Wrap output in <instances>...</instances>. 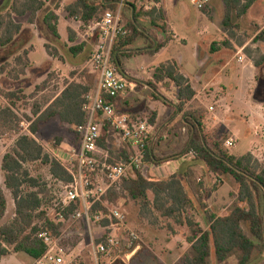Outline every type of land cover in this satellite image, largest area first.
<instances>
[{
	"label": "trees",
	"instance_id": "1",
	"mask_svg": "<svg viewBox=\"0 0 264 264\" xmlns=\"http://www.w3.org/2000/svg\"><path fill=\"white\" fill-rule=\"evenodd\" d=\"M258 0H224L225 16L224 27L229 36L222 45L230 47L229 38L236 36L235 31L240 29L235 23L234 17L243 19L246 17ZM126 2V1H125ZM124 2V4H125ZM122 0H76L68 5L65 10L67 16L83 24L90 26L100 20L107 11L116 12L120 8ZM134 8V18H128V25L125 24L129 34L120 38L113 48V63L121 73V56L130 57L128 51L140 38H146V34L139 28L143 27L139 22V14L134 4L127 3ZM46 4L42 0H12L8 11L0 13V48L11 46L23 31V24L15 18L29 16V22L34 23L39 13L45 10ZM130 10L129 7L123 6ZM157 13L159 20H166L163 11ZM208 7L203 11H207ZM122 18L125 11L122 12ZM156 9L147 11L146 16L154 17ZM127 16V15H126ZM60 19L55 11H47L44 23L55 40H60L59 33ZM166 24V23H165ZM164 33L169 34L168 27H162ZM69 42L77 41L76 34L68 30ZM172 37V36H171ZM171 37L166 40L169 42ZM254 43H264V30L254 39ZM167 43L159 45L148 52L150 55L157 54ZM219 43H213L212 53L218 49ZM221 45V44H220ZM241 45V44H240ZM50 57L58 58V49L51 52L49 45L45 46ZM87 49L86 43H81L69 48L73 57H78ZM249 55L248 49H245ZM27 56L28 53L26 52ZM21 60V58H19ZM256 68L264 65V55L259 60H254ZM8 70L7 65L0 67V76ZM122 74V73H121ZM156 83L171 80L178 89V108L183 117L178 121L183 128L187 129L189 140L185 149L168 158L157 156L156 148L162 140L173 134L172 122L167 125L154 143L155 133L149 136L146 149V161L156 166L176 161L184 156L191 155V162L186 163L177 173L169 177H156L151 174L135 173L130 179L124 181L119 193L126 194L132 201L141 202L143 208L154 205L164 217L171 218L179 226H185L189 230L187 242L192 246L189 254L182 259L184 264H209L210 259L215 256L220 263H225L235 252L239 253V264H264V163L256 159L250 152L244 155L230 154L224 148L228 136L218 127L207 128L206 117L202 111L187 110L188 104L194 100L197 93L194 91L190 81L181 73L177 62L161 64L154 71ZM152 89L157 91L155 84L150 83ZM92 87L82 82L68 83L52 103L44 110L42 107H35L32 111L33 117L29 127L30 134H22L21 126L23 120L16 114V101L22 100L17 92H3L2 95L7 105L0 106V136L16 135L14 147L7 152L2 159L1 169L5 177V186L10 191L15 202V218L12 222L0 226V262L12 254L24 253L33 260L41 258L47 247L39 238L42 232H50L56 237L61 236L64 224L51 218L46 208L48 198L51 195V188L47 183H40L34 178L29 165H36L38 168L49 169L54 180L69 184L72 181L71 175L60 162L50 157L34 138L40 130V125L48 123L53 119H59L61 123L69 125L74 129L86 122L87 114L85 106L87 96L92 92ZM156 100L167 104V100L160 95L153 93ZM117 98H109L113 103ZM147 110L145 113L149 112ZM149 122L153 126L157 124V112L150 111ZM35 119V120H34ZM172 128V129H171ZM156 132L159 128H155ZM75 131V130H74ZM195 131V132H194ZM107 127H104L99 145L102 149L108 150ZM60 141V140H59ZM133 153V149H123L118 154V161H127ZM73 167V165H71ZM199 167H203L206 174L216 177V185L223 183V178L231 176L237 185V190L231 193L237 199L238 204L230 212L219 214L213 211L207 204V189L203 177H199ZM153 194L154 200L150 199ZM192 195V196H191ZM244 204L245 206H242ZM72 204L64 212L65 220L77 209ZM198 208L204 211L206 228L197 219ZM99 210L107 213V210L99 205ZM8 212V200L5 190L0 183V222L3 221ZM249 226L248 235L243 227ZM104 226L109 222L104 221ZM64 244V243H63ZM73 264H86L83 257L77 258Z\"/></svg>",
	"mask_w": 264,
	"mask_h": 264
},
{
	"label": "rangeland",
	"instance_id": "2",
	"mask_svg": "<svg viewBox=\"0 0 264 264\" xmlns=\"http://www.w3.org/2000/svg\"><path fill=\"white\" fill-rule=\"evenodd\" d=\"M93 1L100 2L101 0ZM143 1L144 0H139L138 2L143 3ZM161 1L166 4L161 8V11H163V14L165 16H168V24L172 29V32L169 31V34L166 35L164 40L170 38L172 35L175 36V38L171 41L169 49L156 59L150 57L134 58L135 68L141 69V67H143L147 69L151 63L153 65H159L161 63L178 61L182 62L181 64L183 65V70L192 69L198 62L192 50V40L195 36L193 35L194 33L198 32V30L203 31V29H206L208 38L206 45L208 48L212 44V41L218 39L223 32L226 33L227 36H229L223 23L225 16L224 0H212L213 4L211 1L210 7H208L207 11L198 10L192 4L191 0ZM8 9V4L6 5L5 3H3V0H0V13L6 12ZM120 11L121 14H123L121 8H119L114 13H119ZM142 13L146 12L143 11ZM259 14H261V10L260 8H257L256 11H253V14L250 18L251 21L253 19L256 20ZM129 17L130 15L128 14L127 16H125V18H122L124 24L128 25ZM16 20L22 23L23 26L27 25V27L29 28L26 30L23 37L17 39V41L14 42L15 44L13 43L7 48H0V67L3 65L8 66L7 72L0 76V106L8 104L2 95L3 92H17V96L22 98V100L16 101L17 107L15 108L16 114L23 120L21 133L30 134L29 127L32 121H28L26 116L33 117L32 111L36 106L42 107L45 110L49 106V103H51L52 100L62 90H64L65 86L70 83L72 78L74 77L75 80L73 82L84 83L86 81V85L91 86L92 90L94 91L96 89V82H98V74L92 71L91 67L88 66L87 63L70 70L54 69L53 67H48V65L44 66L46 65L44 64V61L46 60L45 49L42 47V43L39 41V39L33 40L34 35H38L39 38L43 36L45 41L47 42L46 45L50 46L52 53L55 52L56 49H60L62 54L60 53V50H58L59 60H71L73 59V56L67 49H65V46H63V44H55L54 41L56 40L49 33L47 27H45L42 21L39 20L37 23L36 19V23L34 22L32 24L29 22V18L26 17H16ZM234 21L235 23L239 24L240 29L236 30V36L234 38H231L234 44H230V47H225L230 49L232 54L236 53V46L242 48L244 44L250 40V37L254 35V28L249 27L250 29L249 31H247L248 26L241 22L242 19H238L235 16ZM158 23L161 27V30L163 31L164 29L162 27L166 25L164 20H161ZM145 29L146 31H151V28ZM211 36L212 38L209 39V37ZM29 39L32 40V42L36 46H38V54L36 58H38L37 61L43 63V67L41 68H34V66H32L29 62V58L26 54L27 51H23L21 49L24 42H27ZM254 39L249 41L248 45L245 47V49H248V51L250 52L253 61L259 60L262 56V52L254 43ZM223 43L224 41L221 42V45ZM151 45L152 44H150L149 46ZM33 48L34 46L31 47V49ZM245 49L244 52L247 57H249ZM93 51L87 54L88 56L86 55L87 62L91 58ZM19 58H21V60H19ZM204 60V62H206L208 65L207 72L209 75V82L211 83L214 81H212L211 78L215 79L214 75L219 71L222 72L223 69H218V65L210 64L211 66L209 67V62L207 61L206 57ZM238 71H240V68ZM247 71L248 70H246V72ZM257 74L258 75L255 79L252 77L250 78V76L249 78L247 77L248 79L245 80L244 88H242L243 92L238 93L240 94V96H242L241 98L243 101H240L238 103L236 102V99L231 100L232 95L230 96L229 94L233 93L234 88L235 93L240 92L241 87H238V85L231 86V79L227 76L226 71H224L222 78L223 86L218 87L214 85V87L208 86L207 88L203 89L200 98L196 100L191 107L192 109L203 112L204 116L206 117L208 129L219 127L228 136L229 139H234L235 142L233 148L226 149L224 145V148L228 150L230 154L239 156L244 155L248 153L249 150H251L250 153H252L254 157H256V159L264 163V141L263 143H261V145L252 147V138H248L246 136L248 131V125L246 124V121H251L252 116L242 114V118L239 119V114L241 112L237 107V105L250 106V104H252L256 106V104L262 105V103H264V67L263 69H259ZM210 75H212V77H210ZM202 82L204 83V80ZM158 90L160 91L159 88ZM126 95L127 92L125 94L123 93L121 96L123 97ZM248 102H250V104ZM212 106L215 108L213 112L209 111V108ZM227 109H229L230 118H228L229 121L227 119L226 123L229 122L230 126H233L229 127L230 132H234L236 130L240 131L241 136L238 139L235 137H231L230 132L228 130H224L225 127L220 126V124L217 123L216 116L224 117ZM118 112L121 115H124L123 113H121V111ZM255 112H258L255 117L262 116V114L264 115L262 109H257V111ZM245 113H248L247 110H245ZM150 115V111L147 113L142 112L141 115H138V117H145L150 119ZM237 116L239 118H237ZM182 117L183 115L181 114L180 118ZM180 118H178V121L180 120ZM165 122L166 121H164L163 123ZM160 125L157 126L159 130L157 132L154 131L155 136H159L165 128L164 127L161 130ZM173 126L174 133L168 136L165 140H162L156 148V154L160 158H168L169 156L181 153L185 149V146L189 140L187 131H183L184 128L179 122L174 124ZM105 127H107L108 131L107 140H110L109 144H107L106 142V144L108 145V150L105 151H107L109 154L110 162L113 164L125 162L118 161L117 156L123 151V149L127 148V144L123 141L118 132L115 131L110 125L107 124ZM34 138L39 143V145L43 147L44 152L54 159L55 157L50 152L51 149L54 148L69 153L72 150H78L80 146L79 139L74 131V128L61 123L59 119H53L48 123L41 124L40 130L38 134L34 136ZM16 139V135L12 136L7 134L0 136V183L2 188L5 190L8 200V212L3 221L0 222V226L12 222L15 218V202L10 191L7 190L5 186V177L1 166L4 155L14 147ZM27 168L30 170L31 175L34 178L39 179V182L41 184L47 183L48 187L51 188V195L48 198L46 208L49 209V215L54 219L57 213V205L60 202V183L52 178L48 168H38L36 165H29L27 166ZM154 176L161 177L156 173L154 174ZM199 177H203L204 182L206 183V189L208 192L206 205L210 208V210L212 209L217 213L221 212L223 214L230 212L238 204L237 199H235L231 195V193H234V191L236 192L237 190V185L235 184L231 176L224 177L223 183L219 185H216L214 179L209 178L204 171L199 173ZM119 190L120 188L111 190L106 197V202H108L110 207L118 208L126 215L125 224L116 225L118 226L116 228H119L122 233L136 232L142 239L141 249L147 250V253L141 254L139 257L134 259L131 264H163V262L160 263L159 261L155 260L156 258L151 251L155 252L156 254H160L162 251V247H166L171 239L170 237L172 236V224L177 226V229L181 232L178 233V231L177 234L174 235L178 238L182 237V234L184 233L183 229L188 230V228L185 226L177 225L171 218L164 217L159 211L155 209L154 205L143 208L141 202L130 200L129 198H127L126 194L119 193ZM150 199H152V201L154 200L153 194H150ZM241 205L245 206L244 204ZM63 224V245L66 246L75 256L79 255V257L81 258L83 257V260L86 264H95L90 243L92 241V234L95 235L96 232L97 235L100 234L98 232L100 231L99 227L97 225H92L91 234L88 226L84 222H73L67 220ZM243 227L246 233L248 235H251L249 226L244 224ZM146 235H148V237H145ZM21 260L26 261V263H23ZM33 263V258L24 253L12 254L3 262V264ZM176 264L184 263L182 260L180 262H177ZM209 264H239V253H233L225 263H220L213 255V257L210 259Z\"/></svg>",
	"mask_w": 264,
	"mask_h": 264
},
{
	"label": "built area",
	"instance_id": "3",
	"mask_svg": "<svg viewBox=\"0 0 264 264\" xmlns=\"http://www.w3.org/2000/svg\"><path fill=\"white\" fill-rule=\"evenodd\" d=\"M125 1L127 0H122V3ZM211 1L191 0L198 10L210 7ZM145 9L160 10V0H153ZM93 25L98 32V41L89 66L98 74V83L96 89L87 96L84 109L87 114L86 122L74 129L79 139V149L69 153L54 148L50 151L72 177L69 184L59 182L61 192L56 221L84 222L91 234L92 225L99 227L100 234L97 235V232L95 235L92 234L90 243L95 264H131L141 249L142 239L136 232L122 233L116 228L118 227L116 225L125 224L126 215L118 208L110 207L106 197L111 190L120 188L124 181L137 172L143 175L155 173L160 175L164 170L146 161L147 141L156 130L149 119L145 117L133 119L121 115L115 105L109 102V98H117L130 88H134L113 63L115 43L129 34L121 11L119 13L107 11ZM214 110L213 106L209 108L211 112ZM107 124L118 132L129 148L133 149L127 161L111 163L108 152L100 147L99 141ZM254 134L256 138L264 139V122L254 125ZM234 142V139H228L225 142L226 149L233 148ZM72 204L78 207L69 215V219L65 220L64 212ZM99 205L103 206L107 213L99 210ZM104 221H108L109 225L104 226ZM62 235L63 230L59 238L50 232L40 233L39 238L47 250L33 264H73L79 255L75 256L63 245Z\"/></svg>",
	"mask_w": 264,
	"mask_h": 264
},
{
	"label": "crops",
	"instance_id": "4",
	"mask_svg": "<svg viewBox=\"0 0 264 264\" xmlns=\"http://www.w3.org/2000/svg\"><path fill=\"white\" fill-rule=\"evenodd\" d=\"M11 1L8 0H3V3L6 5L8 4V8H10ZM45 2L46 7L45 10L41 13H39L37 17V23L38 21H42L44 23V17L46 15L47 11H55V13L58 15L60 22H59V33L61 36L60 40L54 41L55 44L65 46V49L69 51V48L75 45H79L81 43H86L87 44V49L85 50L84 53L79 55L78 57H73L71 60H59V58H53L48 55L46 52V44L47 42L45 41L44 37L42 36L41 38L38 37V35H34L33 40L39 39V41L42 43V47L45 49V56L46 60L44 61V66L48 67H53L54 69H60V70H70L73 68H76L80 65H84L85 63L88 64L89 66V61L87 62V57L86 55L91 53L93 49L95 48L97 41H98V32L97 30L93 27L94 25H90L87 27H84L83 24L75 19H72L67 16L65 8L74 3L76 0H42ZM153 0H144L143 3H139L138 0H127L124 3L120 4V8L123 11H125V16L130 15V17L134 18V8H131L127 3L134 4L137 7V12L140 13L139 15V22L140 24L145 27V28H151V31H145L143 28H139L141 32L146 34V38H142L138 40L132 48H130L128 51H124L126 53H129L132 55L130 57L127 56H121V73L122 76L125 77L128 81H130L133 85L134 88H130L127 91L126 96H119L118 99L114 102V105L118 111H121L124 115H127L131 118H138V115H141L142 112H146L147 110L157 112V124L156 126H161V130L166 127L167 125H170L172 122L178 123V118H180L181 112L178 113V89L175 86V84L167 79L164 82L161 83H156L154 80V71L155 69L160 66L159 65H153L152 63L150 66L145 69L141 67L135 68L134 66V58L136 57H150V58H158L161 54L165 53L171 44V41L175 38V36L172 35L171 40L169 42H166L165 37L167 33H164V31L161 30V27L158 22L161 20L158 19L157 13L160 11L156 9V13L154 17H149L146 16L145 13H142L143 11L147 12L145 9V6L151 5ZM161 8L164 7L166 4L163 3L160 0ZM213 4V1H212ZM129 7L130 10L124 9L123 6ZM166 8V7H165ZM257 8H260L261 14L257 16V19H253L251 21V16L253 14V11L257 10ZM9 10V9H8ZM7 10V11H8ZM166 11V10H165ZM125 16H123L125 18ZM26 18H29V16H25ZM166 15V26L168 27V31L172 32V29L170 25L168 24V19ZM16 19V18H15ZM242 23L246 24L248 26L247 31H249V27L254 28L253 36L250 37L251 41L252 39L256 38L261 31L264 30V0H258L253 7L250 9L247 17H244L241 21ZM36 23V22H35ZM34 26V25H31ZM46 27V25H45ZM29 27L27 25H24L22 33L18 36L17 39L21 38L24 36L26 30ZM72 30L76 34V39L77 41L75 43H70L69 42V36H68V30ZM95 29V30H94ZM171 34V33H170ZM250 34V33H249ZM194 39L192 40V50L194 53L195 58L197 59L196 65L192 69H187L183 70V65L181 64L182 62L178 61H173L177 62L180 68L181 73L190 81L194 91L197 93L196 97L194 100H192L188 106L187 110H193V111H198L195 109H192V104L200 98V95L202 93V90L207 88L208 86L214 87V85L218 87H222V78H223V73L226 71L227 76L231 79V86L238 85V87H241V91L235 93V88L233 90V93H230L229 95L231 97V100H235L236 102L243 101L242 96L240 94L243 92L242 88H244L245 85V80L252 77L256 78L258 75L259 69H263L264 66L261 68H256L254 65V61L252 58L247 57V55L244 52L245 47L248 45L249 41L244 44L242 48H239L236 46V53L232 54L230 49L225 48L224 46L220 45L222 41H226L228 38L226 33H222L218 39H214L212 41V44L215 42H218L219 49L215 52L212 53L211 51V45L209 48L206 45V42L208 40L207 38V31L206 29H203V31L198 30V32L194 33ZM251 36V35H250ZM212 38L209 37V39ZM16 39V41H17ZM15 41V42H16ZM230 44H234L233 40L229 39L228 41ZM159 43H167L166 46L160 50L157 54L155 55H150L148 54L149 51L155 49ZM15 44V43H14ZM138 44V45H137ZM152 44L151 46H149ZM256 46L260 49L262 52V55H264V43H255ZM34 46L33 49L31 47ZM232 47V46H231ZM23 51L28 52V58L29 62L32 66L41 68L43 67L40 61H37L38 58H36L38 54V46H36L32 40H28L27 42H24L21 48ZM20 49V50H21ZM60 50V49H58ZM19 52V50H18ZM60 53L62 54L61 50ZM88 56V55H87ZM205 57L207 58V61L209 62V67L211 65H218V69H223V71H219L214 75V78H211L213 82H209V75L207 72L208 65L206 62H204ZM242 58V60H239V58ZM211 64V65H210ZM217 68V67H216ZM240 68V71H238ZM246 70H248L246 72ZM93 71V70H92ZM248 73V74H245ZM212 77V75H210ZM248 77V78H247ZM75 80V77L72 78L71 82ZM204 80V83L202 82ZM70 82V83H71ZM86 84V81L84 82ZM96 82V87H97ZM150 83L155 84L157 87V91H154L150 85ZM160 89V91L158 90ZM63 91V90H62ZM61 91V92H62ZM60 92V93H61ZM60 93L52 100V102L59 97ZM126 93V92H125ZM124 93V94H125ZM153 93H156L157 95H160L162 98H165L167 100V104H164L162 101L156 100L153 97ZM223 100V99H222ZM51 102V103H52ZM251 102V101H250ZM250 102H248L250 104ZM255 103V102H254ZM257 103V102H256ZM246 105V104H245ZM250 106H238V109H240V114L239 117L237 118L241 119L242 114H246L248 116H252L251 121H246V124L248 125V131H247V137L252 138L253 142L252 147L261 145L263 143L264 139H258L255 137L254 134V125L255 124H262L264 122V115L262 116H257L255 117L258 112L257 109H262L264 112V103L261 104H256ZM230 109V108H229ZM229 109L225 112L224 117H219L216 116L217 118V123L220 124V126H224V130L229 131L230 123H226L227 119L230 118L229 115ZM245 110H247L248 113H245ZM184 114V113H183ZM182 114V115H183ZM259 118V119H257ZM261 118V119H260ZM166 121L165 123H163ZM229 121V119H228ZM222 124V125H221ZM225 124V125H224ZM227 125V126H226ZM156 126H154L156 128ZM184 132L187 131L186 128L183 129ZM230 132V131H229ZM231 137L239 138L241 136V133L239 130H236L234 132H230ZM155 138V137H154ZM176 140V139H175ZM65 143V142H64ZM110 143V140H107V144ZM249 150L248 152H250ZM192 156H184L180 158L179 160L176 161H171L164 163L160 166L161 170H164V173L160 174L161 177H169L178 171H180L186 163L191 162ZM168 170V171H167ZM199 172L204 171L203 167L198 168ZM205 172V171H204ZM209 178L214 179L216 181V178L213 175L207 174ZM160 177V178H161ZM235 192V191H234ZM212 208V207H211ZM214 211V210H213ZM217 213V212H216ZM219 214H222L221 212H218ZM204 211H202L200 208H198L197 212V219L198 221L202 224L203 228H206V223H205V218H204ZM172 236L170 237V241L166 245V247H162V251L160 254H156L155 252L151 251L152 254L155 256V260L159 261L160 263L163 262V264H176L177 262L182 261V259L185 257L186 254H189L191 251V245L187 242V235L189 234V230L183 229L184 233L182 234V237L178 238L177 236L175 237L174 235L177 234L179 231L177 226L172 224ZM178 233H181L180 231ZM145 237H148L146 235ZM150 245V243H149ZM151 247V245H150ZM148 249V247H147ZM151 249V248H150ZM152 250V249H151ZM147 253V250L140 249L134 259L139 257L141 254ZM16 256V255H15ZM10 256L5 257L4 259L1 260L0 264H3V262L8 259ZM133 259V260H134ZM18 260V259H17ZM132 260V262H133ZM23 263H26V261L21 260Z\"/></svg>",
	"mask_w": 264,
	"mask_h": 264
},
{
	"label": "water",
	"instance_id": "5",
	"mask_svg": "<svg viewBox=\"0 0 264 264\" xmlns=\"http://www.w3.org/2000/svg\"><path fill=\"white\" fill-rule=\"evenodd\" d=\"M178 113H180V109H178ZM195 132V131H194ZM158 135L155 136L154 138V143H155V140L157 139Z\"/></svg>",
	"mask_w": 264,
	"mask_h": 264
}]
</instances>
